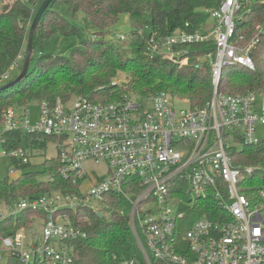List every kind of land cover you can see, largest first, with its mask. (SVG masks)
Segmentation results:
<instances>
[{"label": "built area", "instance_id": "2783aa9c", "mask_svg": "<svg viewBox=\"0 0 264 264\" xmlns=\"http://www.w3.org/2000/svg\"><path fill=\"white\" fill-rule=\"evenodd\" d=\"M255 3L264 7V0H222L208 11L213 25L206 22L192 33L177 30L166 37L151 36L149 55L180 65H186L188 58L178 47L214 44L213 52L197 58L209 65L213 86L202 108H191L166 92L149 96L127 92L113 102L86 97L39 102L34 126L26 107L2 113L1 144L6 132L53 138L63 164L59 173L78 185V192L0 207V221L26 209L46 217L36 219L38 233H27L29 229L23 227L0 237V264H74L70 242L86 238V233L65 210L75 212L83 206L98 214L91 202L103 203L108 195L127 203L128 225L140 254L117 264H264V189L245 194L246 174L253 170L233 166L228 153L239 138L249 145L263 142L256 137V128L264 126V91L237 95L219 91L225 68L255 69L251 53L264 37V20L247 44L244 36L235 33L237 21ZM21 60L22 56L0 82L10 78ZM112 86L125 90L115 79ZM1 156L19 165L30 161L24 148H3ZM88 161L104 163L107 178L91 181L83 169ZM22 173L15 166L9 171L13 178ZM72 198H79V203L75 205ZM208 199L216 200L212 211L217 217L205 213L189 219L200 211L198 202Z\"/></svg>", "mask_w": 264, "mask_h": 264}, {"label": "trees", "instance_id": "16d2710c", "mask_svg": "<svg viewBox=\"0 0 264 264\" xmlns=\"http://www.w3.org/2000/svg\"><path fill=\"white\" fill-rule=\"evenodd\" d=\"M221 1L54 0L34 33L28 75L0 91V120L8 108H23L33 102L53 103L57 99L70 102L77 97L113 102L127 92L138 96L166 92L191 108L204 107L211 98L213 86L209 65L197 62V58L213 52L214 44L178 47L183 57L188 58L186 65H180L162 56H150L148 42L151 36L166 37L177 30L195 32L208 21V11L218 8ZM41 3L11 0L0 4V77L20 56L22 63L35 8H39ZM122 14L128 17V35L133 39L130 53L106 39ZM263 20L264 7L259 3L253 4L251 12L237 21L236 35L244 36V44H247ZM185 24L190 27L185 28ZM259 47L262 52L256 55ZM251 57L254 70L239 65L224 69L220 92L237 95L264 91V37L252 50ZM118 72L130 78L125 90L112 86V79ZM17 75L0 83L5 86ZM2 136L5 139L2 146L6 149L22 148L24 139L27 149L44 151L46 141L53 140L19 131L6 132ZM237 141L242 149L230 155L233 166L253 170L244 181L245 194L249 196L264 189V142L249 145L240 138ZM14 166L22 169L23 173L0 181V207L55 193L68 195L78 192V185L74 186L60 175L63 164L58 153L55 158L45 160L39 171H32L30 161L23 165L14 162ZM256 172L262 174L260 180L255 179ZM119 199L114 195L106 196L103 200L105 211L98 214L83 206L75 212L65 210L72 223L86 233V238L70 242L74 249V264H117L123 258H140L128 225L127 203ZM215 205L214 199L199 201L200 211L189 219H198L205 213L208 218H216L212 211ZM38 218L46 219L44 213L31 209L7 216L0 221V237L11 235L24 226L32 229L33 221Z\"/></svg>", "mask_w": 264, "mask_h": 264}, {"label": "rangeland", "instance_id": "374dc122", "mask_svg": "<svg viewBox=\"0 0 264 264\" xmlns=\"http://www.w3.org/2000/svg\"><path fill=\"white\" fill-rule=\"evenodd\" d=\"M24 1L28 2L29 0H24ZM1 2H2V0H0V3ZM37 10H38V7L35 8V11H37ZM213 24H214V20L209 19L207 21V25H213ZM129 32H130V26H129L128 17H127V15L122 14L119 16L118 23L113 27L112 34L106 36V39L114 41L117 45H120L122 47V49L126 50L127 53H130V52H132L131 47H132L133 39L130 35H128ZM119 35H125V39L124 40L118 39ZM148 47H149V43H148ZM261 52H262V49L259 47L256 50V55H260ZM21 66H22V63H20L18 68H16L11 73V77L14 74H19ZM113 79H115V81H117L118 84H120V85L124 84L125 89L127 88L126 85H128V82L130 80V78L126 77L125 74L122 72H118ZM3 85H4L3 83H0V87ZM131 94L135 95L134 93H131ZM26 109L29 112L28 121H29L31 126H34L37 123L39 116H40L39 103L38 102L30 103L26 106ZM1 129H2V126L0 127V131H1ZM256 137L264 142V126H257ZM46 142H47L46 148L44 149V151L29 150L26 148V141L24 139H22V142H21L22 148L27 150L28 153L30 154V162L32 165V171L41 170L42 164L45 160L56 157V154H57L56 142H54L53 140H48ZM231 146H232V149L228 151L229 154L233 153V151H237V150L240 151L242 149V145H240V144L235 145L232 143ZM2 150H3V146L0 142V181H6V180H10L13 178V176H10L9 171L12 168H14V162H12L11 160L1 156ZM83 169L85 172H87L89 174L91 181H94L96 178H98L100 180H105L108 176L107 175V167L102 162L98 163V164H96L92 161L84 162L83 163ZM249 176L250 175L246 174V178H248ZM254 177L257 180H260L262 178V174H260L259 172H256ZM87 186H88V182L81 189L83 194H85V192L87 191V189H88ZM244 188L245 187L240 184L239 189L243 190ZM72 199H73L75 205H77L79 203V198H72ZM90 206L92 207L93 210L102 211V212L105 211L104 208L106 207V205L104 203H100V202H91ZM38 225H40V222L35 219L33 221V228L29 229L28 230L29 232H27V233H33V232L38 233L39 231H38V228L36 227ZM26 229H28V228H26ZM33 243L35 244L36 242L33 241Z\"/></svg>", "mask_w": 264, "mask_h": 264}, {"label": "water", "instance_id": "95a60500", "mask_svg": "<svg viewBox=\"0 0 264 264\" xmlns=\"http://www.w3.org/2000/svg\"><path fill=\"white\" fill-rule=\"evenodd\" d=\"M54 0H43L42 3L40 4L38 10L35 13V16L32 20L30 30H29V35H28V40H27V45L26 49L24 52V57L22 61V66L19 71V74L14 78L11 82L6 84L5 86L0 87V91L7 89L10 86H13L17 83H19L22 79H24L29 72L30 64H31V56L33 54V37L36 29L38 28V25L42 19L43 14L45 11L48 9V7L51 5V3Z\"/></svg>", "mask_w": 264, "mask_h": 264}, {"label": "crops", "instance_id": "0c3cea01", "mask_svg": "<svg viewBox=\"0 0 264 264\" xmlns=\"http://www.w3.org/2000/svg\"><path fill=\"white\" fill-rule=\"evenodd\" d=\"M9 1H11V0H2V2L0 4L3 5V4H6ZM36 1H37V3L38 2L41 3L43 0H36Z\"/></svg>", "mask_w": 264, "mask_h": 264}]
</instances>
